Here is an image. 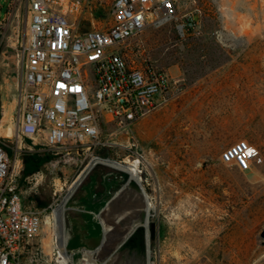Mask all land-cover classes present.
Masks as SVG:
<instances>
[{"label":"rangeland","instance_id":"obj_1","mask_svg":"<svg viewBox=\"0 0 264 264\" xmlns=\"http://www.w3.org/2000/svg\"><path fill=\"white\" fill-rule=\"evenodd\" d=\"M8 1L19 0H0V141L27 198L55 208L67 197L62 214L66 236L67 207L84 196L82 186L92 172L69 195L76 168L55 162L41 142L5 137L16 127L25 36L21 30L7 32L1 18ZM112 1L81 0L80 28L108 27ZM199 5L205 15L197 18L195 31L179 33L177 25L190 19L193 3L177 0L173 19L150 24L129 40L133 54L138 51L173 80L165 102L122 128L101 126L106 145L98 154L122 162L131 156L126 147L134 144L144 158V192L153 205L148 242L145 228L138 226L115 260L100 262L92 252L72 255L65 246L71 264H264V26L255 29L256 18H242L250 20L242 27L243 43L222 47L214 38L216 22L205 0ZM233 34L239 36V31L234 28ZM239 139L255 149L244 172L219 161L220 153ZM27 166L33 172L25 173ZM119 175L122 188L127 175ZM54 188L59 193L53 198ZM47 230L43 223L37 241L49 237L51 244L54 225ZM47 246V241L42 244Z\"/></svg>","mask_w":264,"mask_h":264},{"label":"built area","instance_id":"obj_2","mask_svg":"<svg viewBox=\"0 0 264 264\" xmlns=\"http://www.w3.org/2000/svg\"><path fill=\"white\" fill-rule=\"evenodd\" d=\"M176 1L113 0L108 27L82 30L81 0H27L17 120L11 136L26 138L32 145L41 142L53 152L55 162L76 168L74 191L95 167H111L109 162L115 161L96 153L106 145L100 138L102 124L122 128L165 102L173 80L138 51L133 54L129 40L150 24L173 19ZM191 2L190 19L177 25L181 35L195 31L197 18L205 15L202 0ZM205 2L216 22L214 38L222 47L243 43L242 27L250 20L242 18H256L255 29L264 26V0ZM132 145L126 147L131 156L119 162L126 170L113 169L127 175L123 187L132 180L144 191V158ZM253 150L239 139L220 153L219 161L244 172L250 169ZM14 167L0 141V264H60L61 255L67 258L64 264H71L65 245L59 246L55 225L50 252L44 253L42 239L37 238L46 212L54 208L23 205ZM58 193L54 188L52 197ZM46 217L54 222L52 213Z\"/></svg>","mask_w":264,"mask_h":264},{"label":"crops","instance_id":"obj_3","mask_svg":"<svg viewBox=\"0 0 264 264\" xmlns=\"http://www.w3.org/2000/svg\"><path fill=\"white\" fill-rule=\"evenodd\" d=\"M1 19L4 20L7 32L25 31L28 21L27 0L8 1L7 11L3 12ZM119 176V172L112 167L104 165L95 167L92 171V179L82 186L84 196H79L67 207L65 246L72 255L82 254L84 256L86 252L95 250L101 244L104 234L103 221L110 219L113 212L106 210L103 214L102 210L110 198L119 191ZM20 192L25 207L42 209L46 206L36 199L27 198L23 194L21 185ZM110 245L108 244L106 247L109 248ZM122 245L110 252L108 260L116 259Z\"/></svg>","mask_w":264,"mask_h":264},{"label":"water","instance_id":"obj_4","mask_svg":"<svg viewBox=\"0 0 264 264\" xmlns=\"http://www.w3.org/2000/svg\"><path fill=\"white\" fill-rule=\"evenodd\" d=\"M124 189L133 191L141 202L139 209L134 212L132 210H125V213H123L124 210L120 213L115 211L117 207H114L113 200L115 196ZM145 199L142 188L136 182L129 180L126 185L115 193L105 204L102 213L104 214L106 210H112V216L118 215V217L114 219L116 221L115 225L107 228L104 227L101 244L95 250H92V252L97 250L101 251L98 262L107 260L110 252L121 246L138 226H143L145 228V241L146 243L148 242L147 221L149 213L145 208ZM261 237L264 239V230L261 232ZM108 244H111L109 248L106 247Z\"/></svg>","mask_w":264,"mask_h":264},{"label":"bare ground","instance_id":"obj_5","mask_svg":"<svg viewBox=\"0 0 264 264\" xmlns=\"http://www.w3.org/2000/svg\"><path fill=\"white\" fill-rule=\"evenodd\" d=\"M13 134V131L9 128L6 132H5V137H10ZM109 166H111L112 168H116V169H120V170H126V168L124 166L121 165V163L116 162V161H111L109 162ZM132 179L134 180H138L136 177L131 176ZM77 183H73L72 185H70L69 187V195L74 191L75 187L77 186ZM67 195V196H69ZM143 195L145 196V208L148 211V213H151V211L153 210V205L150 203L149 199L147 198V195L145 194V192L143 191ZM67 198V197H66ZM66 198L64 199L63 203H61V205H59L58 207L54 208L52 210V214L54 216V222H51L50 219L48 217L45 218L44 224H45V229L47 230V227L52 223V225H55L57 228V232L59 235V246L61 248H63V246L65 245V238L66 236L64 235V228H63V222H62V214H63V210H64V202L66 200ZM114 203V207H117V209L115 211H117V213L122 212L125 213V210H132L133 212L136 211L137 209H139L141 202L138 198V196L131 191L130 189H124L122 191H120L114 198L113 200ZM127 212V211H126ZM117 216H111L110 219L108 220H104L103 221V226L105 228L115 225L116 221L114 220L115 218H117ZM48 231V230H47ZM49 238V237H48ZM47 237L43 238V247L45 246V242H48V246L46 248H43L46 250L47 253L50 252L51 249V245H50V238L48 239ZM149 250V249H148ZM92 256L94 255L96 257V259L99 258L100 255V251L97 250L95 252L91 253ZM147 257V256H146ZM67 261V258L64 255H61V260H59L60 264H64ZM147 262V261H146Z\"/></svg>","mask_w":264,"mask_h":264},{"label":"trees","instance_id":"obj_6","mask_svg":"<svg viewBox=\"0 0 264 264\" xmlns=\"http://www.w3.org/2000/svg\"><path fill=\"white\" fill-rule=\"evenodd\" d=\"M97 153V152H96ZM98 154V153H97ZM98 155H100V154H98ZM101 156V155H100ZM101 157H105V156H101ZM109 157V156H108ZM33 170L34 169H32V168H30L29 166H27V167H25V170H24V172L25 173H31V172H33ZM151 226H150V233H151Z\"/></svg>","mask_w":264,"mask_h":264}]
</instances>
